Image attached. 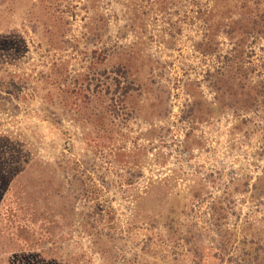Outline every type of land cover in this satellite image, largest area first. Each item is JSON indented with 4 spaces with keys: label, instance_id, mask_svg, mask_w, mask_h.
Masks as SVG:
<instances>
[{
    "label": "rangeland",
    "instance_id": "374dc122",
    "mask_svg": "<svg viewBox=\"0 0 264 264\" xmlns=\"http://www.w3.org/2000/svg\"><path fill=\"white\" fill-rule=\"evenodd\" d=\"M264 264V0H0V264Z\"/></svg>",
    "mask_w": 264,
    "mask_h": 264
},
{
    "label": "trees",
    "instance_id": "16d2710c",
    "mask_svg": "<svg viewBox=\"0 0 264 264\" xmlns=\"http://www.w3.org/2000/svg\"><path fill=\"white\" fill-rule=\"evenodd\" d=\"M45 264H77V263L74 261L63 259L62 257L56 255V256H51Z\"/></svg>",
    "mask_w": 264,
    "mask_h": 264
}]
</instances>
